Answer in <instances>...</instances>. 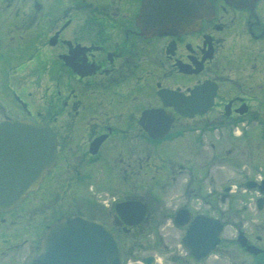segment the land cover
<instances>
[{"label": "flooded vegetation", "instance_id": "flooded-vegetation-1", "mask_svg": "<svg viewBox=\"0 0 264 264\" xmlns=\"http://www.w3.org/2000/svg\"><path fill=\"white\" fill-rule=\"evenodd\" d=\"M20 1L0 0V123L50 131L57 159L0 213V264L72 216L106 225L124 264H264V0H201L168 26L155 0Z\"/></svg>", "mask_w": 264, "mask_h": 264}, {"label": "water", "instance_id": "water-1", "mask_svg": "<svg viewBox=\"0 0 264 264\" xmlns=\"http://www.w3.org/2000/svg\"><path fill=\"white\" fill-rule=\"evenodd\" d=\"M154 2H156L153 7L155 13L150 19L158 24L161 22L160 26L173 25V22L181 20L183 17L176 13L178 11L193 12L196 17L200 16L199 12L206 11L204 7L200 8L201 0H155ZM148 4L149 0H146L144 16L151 9ZM56 158V138L50 131L27 121L0 123V212L17 208L52 169ZM260 187L264 193V181ZM201 226L211 227L212 223H202ZM199 239L202 243L207 241L204 234ZM196 241L189 239L187 234L184 245L196 258H205L211 250L207 253L188 248L190 242ZM216 243L217 241L212 242L213 248ZM123 263L124 256L120 243L104 224L83 216H73L49 227L40 252L30 264Z\"/></svg>", "mask_w": 264, "mask_h": 264}, {"label": "rangeland", "instance_id": "rangeland-1", "mask_svg": "<svg viewBox=\"0 0 264 264\" xmlns=\"http://www.w3.org/2000/svg\"><path fill=\"white\" fill-rule=\"evenodd\" d=\"M23 6H24V2L21 0V1L18 2L17 5L14 6V7H15L16 10H19V9H23ZM225 167H226L225 170H224V172L226 173L225 177L222 178V179H218L219 181L222 182V184H221V183H219V185L214 184V186H219V187L221 188L223 184H224L225 186H227V185H231V184H237V180L234 179V178H232L231 172L228 173V172H229L228 163H225ZM227 173H228V174H227ZM210 185H211V184H210ZM167 229L169 230L170 228L168 227ZM167 232H168V231H166L165 233H167ZM147 242H153V239H152V238H147ZM148 252L151 253V254L154 253L153 248H150V249L148 250ZM140 258H141V257L137 258L136 260H137L138 262H141ZM130 263H131V264H139V263H135V262H134V259H131V262H130Z\"/></svg>", "mask_w": 264, "mask_h": 264}]
</instances>
